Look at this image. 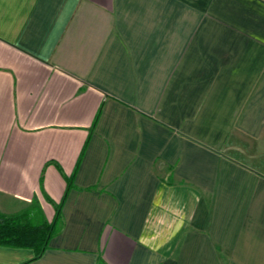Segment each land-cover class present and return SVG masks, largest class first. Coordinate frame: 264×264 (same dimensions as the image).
Returning <instances> with one entry per match:
<instances>
[{"label":"crops","instance_id":"obj_1","mask_svg":"<svg viewBox=\"0 0 264 264\" xmlns=\"http://www.w3.org/2000/svg\"><path fill=\"white\" fill-rule=\"evenodd\" d=\"M35 202L0 264H264V0H0V213Z\"/></svg>","mask_w":264,"mask_h":264},{"label":"trees","instance_id":"obj_2","mask_svg":"<svg viewBox=\"0 0 264 264\" xmlns=\"http://www.w3.org/2000/svg\"><path fill=\"white\" fill-rule=\"evenodd\" d=\"M71 187L69 182V188ZM61 207L62 203L56 205L52 221L45 218L41 206L36 202L19 213H0V245L33 248L36 258L40 257L59 232L62 222Z\"/></svg>","mask_w":264,"mask_h":264}]
</instances>
